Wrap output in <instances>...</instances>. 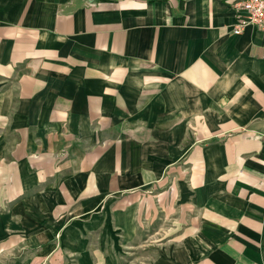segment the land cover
I'll return each mask as SVG.
<instances>
[{
  "label": "crops",
  "instance_id": "obj_1",
  "mask_svg": "<svg viewBox=\"0 0 264 264\" xmlns=\"http://www.w3.org/2000/svg\"><path fill=\"white\" fill-rule=\"evenodd\" d=\"M240 1L0 0V264H264Z\"/></svg>",
  "mask_w": 264,
  "mask_h": 264
},
{
  "label": "built area",
  "instance_id": "obj_2",
  "mask_svg": "<svg viewBox=\"0 0 264 264\" xmlns=\"http://www.w3.org/2000/svg\"><path fill=\"white\" fill-rule=\"evenodd\" d=\"M234 7L238 13L233 29L235 35H241L250 26L264 32V0H243Z\"/></svg>",
  "mask_w": 264,
  "mask_h": 264
}]
</instances>
